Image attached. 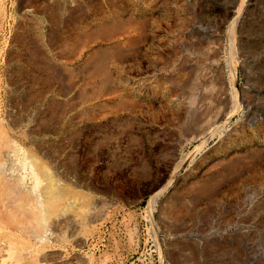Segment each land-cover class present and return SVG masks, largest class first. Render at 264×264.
I'll return each instance as SVG.
<instances>
[{
  "label": "rangeland",
  "instance_id": "obj_1",
  "mask_svg": "<svg viewBox=\"0 0 264 264\" xmlns=\"http://www.w3.org/2000/svg\"><path fill=\"white\" fill-rule=\"evenodd\" d=\"M0 142L67 192L0 261L264 264V0H0Z\"/></svg>",
  "mask_w": 264,
  "mask_h": 264
},
{
  "label": "bare ground",
  "instance_id": "obj_2",
  "mask_svg": "<svg viewBox=\"0 0 264 264\" xmlns=\"http://www.w3.org/2000/svg\"><path fill=\"white\" fill-rule=\"evenodd\" d=\"M30 12V11H29ZM28 12V13H29ZM236 18L234 19V21L232 22V29H231V40H232V47L235 48L238 54H241V49L237 48L236 44L239 42V38L237 37L238 34H236V30L239 27V25H241V21L244 19V12L242 8H239V10L237 11L236 14ZM241 23V24H240ZM194 27V26H193ZM242 27V26H241ZM240 31V28H238ZM189 30V29H188ZM196 30V29H195ZM201 30V29H200ZM242 30V29H241ZM193 31V30H192ZM191 31V33H192ZM238 32V30H237ZM240 33V32H239ZM187 34V33H186ZM188 35V34H187ZM240 36V35H239ZM241 41V40H240ZM239 44H242L239 42ZM184 46V45H183ZM197 62V61H196ZM201 67V66H200ZM208 71V70H207ZM232 72V71H231ZM235 72V67H233V76ZM208 80V79H207ZM234 80V79H233ZM209 94V93H208ZM198 95V94H197ZM207 98V97H206ZM201 99V98H200ZM233 100V106H237V99L236 96L234 95L233 98L231 99ZM232 104V103H231ZM218 121L216 119V122H214L213 124L209 125V127H206V131L212 129V127L215 129L216 127H214L216 124H218ZM210 124V123H209ZM208 125V124H207ZM23 131V130H22ZM14 142V141H13ZM12 142V144H13ZM1 143V142H0ZM15 143V142H14ZM7 142L5 144V146L7 145L8 147H10L9 144ZM4 146V149L2 150V152L4 153V150H6L7 148ZM2 149L3 146H0ZM13 147V146H12ZM17 147V146H16ZM9 149H11L10 151H12V148L10 147ZM20 149V148H18ZM17 150V149H16ZM1 151V150H0ZM8 151V149L6 150ZM19 151V150H18ZM11 153V152H10ZM20 153V152H19ZM17 154V153H15ZM24 155V153H21ZM26 154V153H25ZM28 154V153H27ZM20 155V154H19ZM18 155V156H19ZM29 155V154H28ZM31 155V154H30ZM9 156V155H8ZM15 157V159H12L11 161V168L12 171H16L15 167H13V164L15 165V163L18 161L20 163V167L19 170L22 169H28L30 168L31 170V175H32V190L30 192L29 195H27V198L25 196V189L26 188L23 185L20 184V182L25 180V174L23 173L19 179L13 180V178H11L12 180L8 179L9 177H7L6 175H4L3 170L5 171L4 166H7L4 162V159L0 161V220H6L9 229H13V230H21L24 231V233L26 235L32 234L31 231L36 229L38 230L40 233L43 232H47L45 224L48 220V217L51 215H48V212L52 209V208H56L59 207V205L61 204L62 201H65V199H67V192L65 191V189L61 188V186H58L55 177H53L51 175V173L48 172L47 168L42 166L38 161L33 160L31 162V165H27V160H30V156L28 158L24 157L23 159H20ZM32 156V155H31ZM21 157V156H20ZM11 158V157H10ZM35 159V157H34ZM18 164V163H17ZM16 164V165H17ZM26 165L28 166V168H26ZM182 164H179L178 167L176 168V171L174 172V176L173 178L175 179L176 176L179 173V168ZM9 167V166H8ZM10 168V169H11ZM17 168V167H16ZM21 168V169H20ZM9 169V168H8ZM29 170V171H30ZM8 172V170H7ZM19 173V171H17ZM27 172V171H25ZM20 174V173H19ZM11 177V176H10ZM15 177V176H13ZM30 177V175H29ZM30 181V179H29ZM27 182V181H26ZM31 182V181H30ZM29 182V183H30ZM25 183V181H24ZM28 183V182H27ZM26 183V184H27ZM27 186V185H26ZM166 189L157 192L156 194H154L151 197V205L154 207L157 204L158 199L160 198V196L165 192ZM28 191V190H27ZM83 198V197H82ZM81 198V199H82ZM83 201V202H82ZM81 202V210H84L87 207V201L85 198H83ZM24 206H28V209H30L31 214H30V218L28 217V219L26 221H22L18 218V213L20 212V210L24 207ZM53 211V210H52ZM48 215V216H47ZM24 216V215H23ZM78 217H79V213H75L73 215V217L71 218V221L74 225L79 224L78 223ZM22 218V217H21ZM25 220V219H24ZM0 221V222H2ZM57 222V221H56ZM6 225V223H5ZM57 225V224H56ZM81 225V223H80ZM3 226V225H2ZM71 226V225H70ZM5 227V226H4ZM2 229V227L0 228ZM48 230V229H47ZM3 231V230H2ZM15 234V233H14ZM20 234V233H19ZM34 234H32L33 236ZM49 235V234H48ZM47 235V237H48ZM31 236V237H32ZM45 237V236H44ZM42 237V238H44ZM158 236H156L157 239ZM40 238V237H39ZM46 238V237H45ZM33 239V238H32ZM42 240V239H41ZM44 240V239H43ZM51 241V240H49ZM158 242V241H157ZM51 243V242H50ZM48 244V243H47ZM161 244V243H160ZM5 245V244H4ZM39 245V244H38ZM13 246V245H12ZM11 249V247H10ZM14 249V247H13ZM12 249V250H13ZM16 249V248H15ZM30 250V249H29ZM15 251V250H14ZM20 251V250H19ZM36 251V250H35ZM40 251V250H39ZM8 252V251H7ZM5 253V251L3 252ZM13 253V252H12ZM19 255L21 256L22 253L18 252ZM25 254V253H23ZM29 254V252L27 253ZM26 254V255H27ZM38 254V253H37ZM43 254V253H42ZM3 255V254H2ZM2 255L0 254V256L2 257ZM11 255V254H9ZM264 255V254H262ZM261 255V256H262ZM7 255H4V257ZM12 256L14 257L15 255L12 254ZM18 256V255H17ZM3 257V258H4ZM23 258V256H22ZM5 259V258H4ZM10 259V258H9ZM8 259V260H9ZM21 259V258H20ZM1 260V259H0ZM3 260V259H2ZM7 260V258H6ZM11 260H13V258L11 257ZM11 260H9L8 262H10ZM15 260V259H14ZM5 261V260H4ZM22 261V260H21ZM5 263L7 264V261L3 262L0 261V263ZM14 262V261H13ZM12 262V263H13ZM16 264L18 263L17 261H15ZM14 262V263H15ZM24 262V261H23ZM10 262V264H12ZM9 264V263H8ZM19 264V263H18Z\"/></svg>",
  "mask_w": 264,
  "mask_h": 264
}]
</instances>
